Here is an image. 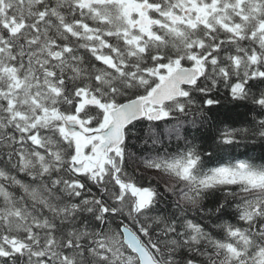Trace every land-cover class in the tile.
Masks as SVG:
<instances>
[{"label":"snow or ice","instance_id":"obj_1","mask_svg":"<svg viewBox=\"0 0 264 264\" xmlns=\"http://www.w3.org/2000/svg\"><path fill=\"white\" fill-rule=\"evenodd\" d=\"M0 264H264V0H0Z\"/></svg>","mask_w":264,"mask_h":264}]
</instances>
